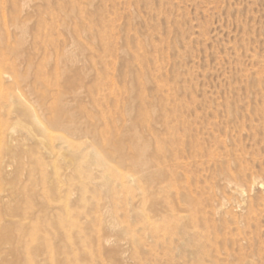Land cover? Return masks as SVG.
<instances>
[{"label":"rangeland","instance_id":"1","mask_svg":"<svg viewBox=\"0 0 264 264\" xmlns=\"http://www.w3.org/2000/svg\"><path fill=\"white\" fill-rule=\"evenodd\" d=\"M0 264H264V0H0Z\"/></svg>","mask_w":264,"mask_h":264},{"label":"bare ground","instance_id":"2","mask_svg":"<svg viewBox=\"0 0 264 264\" xmlns=\"http://www.w3.org/2000/svg\"><path fill=\"white\" fill-rule=\"evenodd\" d=\"M137 148H138V147H137ZM137 151H138V150H137ZM140 151L142 152V149H141V148H140L139 152H140ZM139 155H140V154H139ZM140 163H141V161H140Z\"/></svg>","mask_w":264,"mask_h":264}]
</instances>
